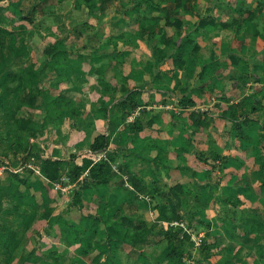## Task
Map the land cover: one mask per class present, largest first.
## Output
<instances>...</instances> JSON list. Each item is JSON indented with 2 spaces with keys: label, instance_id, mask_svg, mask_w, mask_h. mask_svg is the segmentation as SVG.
<instances>
[{
  "label": "rangeland",
  "instance_id": "obj_1",
  "mask_svg": "<svg viewBox=\"0 0 264 264\" xmlns=\"http://www.w3.org/2000/svg\"><path fill=\"white\" fill-rule=\"evenodd\" d=\"M96 1L97 10L88 16L86 14L89 10L81 0H0V64L5 57L6 71H16L17 84L19 83L17 94L6 99L1 98L0 94L1 104L8 103V107L13 109L17 105V124L21 126L24 123L28 130L43 121L50 123H45L42 130L48 139H53L54 130L59 135L64 134L62 128L55 127L59 124L58 113L51 112L43 118L41 98L46 94L38 90L39 79L44 87L54 85L48 101H52L54 95L60 92L66 97H72L76 86L78 90L84 89L86 98L81 100L85 107L91 105L86 108H91V112L99 109L97 102L89 100V95L92 100L98 97V100L102 99L112 107L119 98L123 99V87L130 89L138 86L146 89L137 97L139 106L129 115L125 125L120 127L123 128L121 135L111 136L110 144H120L126 137L133 139L126 126L136 117L144 120L157 115L155 122L158 124L154 123L153 128L146 129L150 130L147 133L154 136L151 139L156 146H167L165 151L171 157L172 166L179 163L193 167L201 183L206 181L207 184L200 192V198L205 203L204 213L196 215L197 220L190 222L184 216L178 221L161 224L164 230L177 227L185 232L186 238L182 239L185 244L190 245L183 261L193 264L200 258L216 263L220 257L217 254L219 247L210 249L214 253L211 256H201L199 249L204 242L212 245L222 237L219 242L221 248L228 242L242 245L251 252L247 255V264H264V258L258 255L256 240L247 236L231 240L224 223L219 221L225 214L221 202L230 195L241 202L240 208L260 207L264 210V189H261L259 168L254 160L259 155L257 131L250 128L251 126L246 128L245 135L250 140L239 141L230 134L229 122L220 117L223 110L230 105L239 104L248 109L252 98L264 100V77L255 81L253 75L258 72L259 76L264 71V4L254 9L258 0H155L166 10L169 22L175 17L192 24H196L203 16L211 15L215 18L213 27L202 30L197 36L199 50L195 52L189 44L180 49L184 51L183 56L174 55L176 63L184 62L183 70L176 68L175 62L173 64L171 61L160 66V79L167 86L163 90L161 82L153 81L157 70L153 65L155 60L151 48L159 38L153 36L155 40L139 39L135 29L131 28L133 25L130 26V17L125 12V7H131V12L139 11L134 5L135 0H107L103 6L99 0ZM231 3L242 7L241 16L223 14L224 7ZM250 13L253 17H249ZM235 18L241 20L242 25L247 28L249 34L246 37H241L242 29L238 32L232 28L220 27V21L229 23ZM167 31L169 33L173 29L167 28ZM131 43L137 46L133 48ZM63 49L70 51L72 55L66 54L67 61L60 57L61 60L49 66L40 77L39 71L47 60L54 58V52ZM231 55L240 59L237 64L231 63ZM77 60L85 62L84 68L82 64L75 62ZM204 65L205 71H202ZM101 67L105 73L99 78L95 71ZM231 74L236 79H230ZM4 75L5 71L1 70L0 77ZM99 80L108 86L106 92L98 87ZM174 87L176 91L173 93ZM179 89H186L185 97L195 103L193 108L183 109L177 104L181 97ZM33 95L36 100L30 102ZM192 111L195 112L194 118L190 117ZM201 112H205L206 116ZM78 118L83 120L80 116ZM195 119L209 124L189 128ZM9 123L4 115L0 119V128L5 129ZM51 125H54L53 130ZM170 126L171 133L168 131ZM182 127L185 129L183 134ZM25 128L22 127L21 132ZM143 133L141 131L140 135L143 136ZM177 137L185 141L191 138L190 141L203 153L206 152L208 142L214 141L223 147L219 152L220 158L207 157L200 161L193 152L175 156L167 144L169 140ZM38 146L37 148L42 149L41 144ZM128 146L132 148L134 143L129 141L125 147ZM108 151H105V155ZM77 153L81 154L82 151H66L65 156L68 158L65 163L70 162V156H77ZM17 154L22 156L17 158ZM151 155H156V152L153 151ZM31 156L36 164L39 163V156L31 147L9 151L4 158L9 172L5 177L6 186H0L1 189H6L0 193L1 202L4 196L6 206V210L0 208V218L7 225L6 234L14 233L26 249L24 256H20V253L17 261L5 260L1 264H144L143 258L135 259L136 257L129 255L128 245L117 246L99 237L98 242L97 237L91 240L90 250L87 251L75 234L90 235L91 229L84 230L91 223L86 217L95 215L97 209L103 205L99 197L94 195L95 188L91 183H87V189L82 187L85 186L84 177L87 174L84 173L74 183H70L66 177L49 183L40 164L37 170L24 166L23 163ZM121 162L122 159L112 162L110 167L116 175L122 176L120 185H123L124 190L120 191L125 193L133 187L129 184L127 175L119 168ZM11 175L18 176L21 181H16ZM175 176L179 177L177 172L172 171L171 177ZM160 177L165 179L161 173ZM96 190L108 198L105 207L111 216L114 215L119 210L120 196H114L104 186L96 187ZM75 191L83 196L81 209L71 206ZM138 197L146 198L143 194H138ZM124 210L130 214L127 204L124 205ZM179 213L182 215L180 210ZM144 215L147 221H155V213L145 212ZM11 226H15L17 231H12ZM70 226L75 230H70ZM205 234H209L208 237ZM143 248L147 253V263L151 261L149 264H155L154 259L159 256L161 244H155L152 240L145 243ZM51 255L61 257L62 261L53 262ZM22 257L29 259L22 262ZM36 259L38 262L33 263Z\"/></svg>",
  "mask_w": 264,
  "mask_h": 264
},
{
  "label": "trees",
  "instance_id": "obj_2",
  "mask_svg": "<svg viewBox=\"0 0 264 264\" xmlns=\"http://www.w3.org/2000/svg\"><path fill=\"white\" fill-rule=\"evenodd\" d=\"M81 1L89 10L86 15L90 16L97 10L96 0ZM106 1L107 0H99L100 5L103 6ZM263 4L262 0H258L257 8ZM134 5L139 8V11L131 12V7H125V12H127L130 17V26L133 25L131 28L135 29L139 39L146 38L155 40L156 38H153V36L159 38L158 42L151 48L155 60V62L153 61V65L157 70L155 80L153 81L161 82L164 90L167 86L160 79V72L158 70L160 66L167 61H171L172 63L175 62L173 58L174 55L183 56L182 54L184 51H180V49L184 46L191 44L195 52L199 50L196 38L200 35L202 30H209V28L211 29L213 27L215 18L211 15L203 16L196 21V24H192L190 21L183 22L178 17H175L169 22V16L165 13L166 10H163L155 0H135ZM230 12L238 16H241L243 13L242 7L230 9ZM249 17H253V14L250 13ZM241 22V20L235 18L229 23L220 21L219 24L222 28H232L238 32L242 29L243 34L241 37L244 38L249 33ZM167 28H172L173 31L168 33ZM130 45L133 48L137 46L134 43ZM66 54L69 56L72 55L70 51L65 49L54 52L52 55L54 58L47 60L44 67L39 71L41 73L40 77H42V74L49 66L58 63L61 60L60 57H63L64 60L67 61ZM230 58L233 64H237L240 60L235 55H231ZM183 64V61L175 62L174 66L179 70H183ZM6 66L7 60L4 57L3 62L0 64V71L3 70L6 73V75L0 77V94L3 99L17 94V87L19 86V83L17 84V72L14 70L11 71V73L6 71ZM64 67H66V65ZM205 67L206 65H204L202 71H205ZM95 73L100 78L105 72L101 67V69H97ZM257 73H252L255 76V78L253 77L255 81L260 77H264V71H262L259 76H257ZM203 74L204 72L200 73L199 76ZM229 78L236 79L234 74H231ZM40 80L41 79H39L38 90L46 94L43 98L40 96L43 118L47 115L49 116L51 112L58 113V122L69 114L79 117L80 113L78 107L72 105L69 98L61 94V92L55 94L52 101H48L51 90L54 89V85L52 84L48 87H44ZM97 85L105 92L108 89V86L103 81L101 82V80L98 81ZM143 91H146V89H140L138 86L131 87L130 89L123 87L121 95L123 99L119 98L112 107L106 104L102 99L97 101L96 106L99 109L98 112L101 118L105 119L106 122L107 134H100L94 137L89 145L90 154H98L108 150L112 142L111 136L113 132L125 125L129 115L139 106L136 100H138L137 97ZM175 91L176 87L172 89L173 93ZM179 91L181 92V97L178 99L177 104L183 109L193 108L195 103L190 98L185 97L186 89H179ZM34 100H36L35 95L31 97L30 102ZM255 100V98H252L248 109L241 107L239 104L230 105L227 109L223 110L220 117H222L224 121L229 122L230 134L235 136L239 141H249L250 138L245 135V129L250 126H257L256 140L260 151L258 150L259 155H257L254 160L255 164L259 166L258 172L260 174L259 181L261 189H264V104L259 100L255 102ZM0 107H8V103L1 104L0 102ZM11 110L12 111L7 115L10 123L5 128V140L10 145L14 144L18 150H20V148L23 150L26 148L28 149L30 148L29 140L37 137L39 131L47 122H40L30 130L26 129L23 123L21 126L25 129L21 132L22 127L17 124V105L15 109L11 108ZM201 113L206 116L205 112ZM194 115L195 112L192 111L190 117L194 118ZM157 119V115L144 120L136 117L127 125L133 139L131 137L122 139L121 143L117 144L119 147L117 153L109 151L105 161L94 162L92 159L84 157L82 158L81 164L77 165L72 163L76 158V155L73 154L69 158L71 165H68V163H65L63 160L50 157L40 162L42 172L49 183L56 182L61 177H66L70 183H74L86 173L87 175L84 177L85 186L82 187L87 189L86 186L88 187L87 183L89 182L95 188L93 191L94 195L99 197L103 205L100 204L101 206L97 209L95 215L86 217L90 219L91 223L87 225L84 230L87 231L91 229L92 232L90 235L83 234V236L79 233L75 234L78 241L86 247L87 251L90 250L89 243L91 240L95 237H99L107 243H114L117 246L128 245L130 247V256L133 255L134 258L136 257L135 259L141 257L144 259V264H149L151 261L147 263V253L142 247L145 243L153 240L155 244H161L159 256L154 259L155 264H187L183 261V258L188 252V246L190 244H185L182 239L184 237L186 238L185 232L182 228L177 227L175 229L169 228L164 230L161 224L164 222L171 223L178 221L184 216L187 217L190 222L197 220L198 218L196 215L204 213L205 203L200 198V192L207 184L206 181L201 183V180L196 176V172L187 165L178 163L172 166L171 160L168 158L169 153L158 148L155 141L151 138H144V140L141 141L142 147L140 151H126L125 149V145L129 141L136 143L138 140L137 137L141 131L146 128H153ZM48 124L50 123H47V125ZM206 124L209 123L195 119L190 127L194 125L198 127ZM207 146L208 148L205 153L200 152L199 149L191 145L189 138L171 151L175 156L193 152L200 161L205 160L207 157L219 159L220 149L215 145V142L209 141ZM153 151L156 152L154 156L151 155ZM2 155H6V152L2 153ZM118 159H122L119 168L121 172L127 175L129 184L133 187L132 190L126 191L125 193L120 191L124 190L123 185H120V183H122V176L116 175L110 167V163ZM172 171L177 172L179 177H171ZM160 173L165 176V179L160 177ZM11 177H14L16 181H21L17 178L18 176L11 175ZM14 185L16 186V184ZM99 186L106 187L114 196H120L118 202L119 210L112 216L107 212L105 207L108 198L101 195L96 190V187L99 188ZM2 191H6V189L0 188V193ZM210 193L212 194L213 192L210 191ZM138 194H143L146 198L139 199ZM82 198L83 196L78 191H75L72 195L71 206L81 209L83 206ZM240 203L241 202L232 195L225 197L221 202L225 214L219 221L224 223L231 240L244 236L251 238V240H256V248L259 250L258 255L264 258V210L260 207L240 208ZM125 204H127L130 214L125 213ZM179 210L182 212V215L179 213ZM145 212L155 213V221H147L144 215ZM72 227L73 226L69 227L70 230H75ZM208 235L209 234H205L207 237ZM99 238L98 240L96 239V242L99 241ZM206 242L200 246V255H214L213 251L210 249L219 247L217 253L220 256L219 259L216 263H211L210 261L198 258L193 264L248 263L247 255L251 252L242 245L237 246L232 242H228L221 248L218 239L212 245L206 244ZM23 247L24 244L21 239L17 238L14 233L6 234L4 249L9 255V257L7 255V261L11 259L14 260L18 257L23 251ZM51 256L53 262L62 261V258H59V256ZM27 259H29V257H22V262ZM35 262H38V259L33 263Z\"/></svg>",
  "mask_w": 264,
  "mask_h": 264
},
{
  "label": "crops",
  "instance_id": "obj_3",
  "mask_svg": "<svg viewBox=\"0 0 264 264\" xmlns=\"http://www.w3.org/2000/svg\"><path fill=\"white\" fill-rule=\"evenodd\" d=\"M256 7H257V5L254 7V9H256ZM233 8L234 9L237 8L235 6V4H232V3L227 4L226 7H224L225 10L223 11V14H227V13L230 14L231 13L230 9H233ZM226 17H224V18H226ZM70 62H73V61H70ZM75 62L82 64L81 66H82V68H84L85 62H83V61L81 62V60L79 62H78V60ZM68 78H70V77H68ZM69 83H70V80H69ZM77 85H78V82H77ZM75 90H76V92L73 93V95L74 94L75 95L74 96L72 95V97L68 96V98L70 101L73 102L74 106L78 107L79 113H80L79 116L83 120L80 121L78 117H76L75 115H70V114L68 116L63 117V119H61L59 124L55 125V127L62 128L64 135H59V133L54 130V132H53L54 138L53 139H48L47 135H45L43 133V130H42L43 128H42L39 131L37 138L35 140L33 139V140L29 141L31 149H34V152H37V154L39 156V160H38L39 163L38 164H40V162L43 161L45 158H49V157L53 158V159H58V160L60 159V160L65 161V159L68 158L65 156V152L68 150L82 151L81 154L77 153V156H76L74 162H72L73 164L75 163L77 165L81 164L82 158H84V157L90 158L94 162H99L102 160L105 161L107 159V153L109 151L117 153V151L119 150V147L117 146V144L116 145L110 144V146L108 148L109 151L106 153V155H105V152L98 153V154H88L89 145L93 141L94 137L97 135H100V134H106L107 133V126L105 125V119H103L99 116L100 114H98V111L91 112V108L86 109V108L91 107V105H88V106L86 105V107H85V105L82 103L81 99H84L85 94H87V93H85L84 89L78 90L77 86H76ZM94 92H96V91H94ZM61 94H63V93L61 92ZM87 97L89 98L90 101H93V102H97V100H98L97 99L98 97L95 98V100L94 99L92 100L91 95H89ZM99 97L101 98V96H99ZM257 100H259V99H257ZM260 100H261V102H264V100H262V99H260ZM85 109H86V111H85ZM11 111L12 110L9 107H0V119L4 115L7 116ZM216 116H217V114H216ZM218 119H220V118H218ZM93 121H94V123H93ZM221 121H223V120H221ZM156 124H158V123H156ZM50 127L53 130L54 125H51ZM171 127L172 126L168 127L169 133H171ZM166 128H167V126H166ZM189 128H191V127H189ZM250 128H255L256 131L258 129L257 126H251ZM146 129H149V128H146ZM146 129L143 130L144 131L143 136H141L139 133V137H137L138 140L136 141V143H134V146L132 148H130L129 146L125 147L126 151H140V149L142 147L141 141H143L144 138H147V137L154 138L153 135H150L149 133L146 132V131H150V130H146ZM121 130H123V128H119L118 130L114 131L112 136H117V135L120 136ZM126 130H128V126H126ZM220 130H221V128H219V132H220ZM183 132H185V129H183V127H182L181 133L183 134ZM5 133H6L5 129L0 128V186H6L5 185L6 184L5 183V177L8 175V172H9L8 168L6 167L5 160H4L5 155H2V153H5V152L8 153L9 151L10 152L11 151H17V148L14 144L7 145V142L5 140ZM176 134H179V132ZM176 134L174 136H177ZM155 136H156V134H155ZM177 138H179V137H177ZM177 138H173V139L169 140L170 142L167 145H169L171 147V150H173V148L175 146H177L178 144L180 145L181 143H183L185 141L184 139L179 138V140H178ZM54 139H55L56 143H55ZM190 140H191V138H190ZM190 142H191V145L193 147H195L194 144L192 143V141H190ZM212 142H214V141H212ZM218 142L221 143V141H218ZM38 144L39 145L41 144L42 149L37 148V147H39ZM215 145L220 149V151L223 148V147H220L216 142H215ZM159 148L165 151L167 149V146H165V147L159 146ZM207 148H208V146H207ZM207 148H206V150H207ZM58 151L60 152V154H58ZM19 156L21 157L22 155L17 154V158H20ZM169 159H171L170 156H169ZM119 160L120 159H118V161ZM172 161H174V160H172ZM70 163H71V161L68 162V165H70ZM1 167H6V168L3 170V169H1ZM190 168H193V167H190ZM258 168H259V166H258ZM175 177H177V176H175ZM0 208L3 210H6L5 197L4 196H3ZM6 226H7L6 223H3L2 218H0V263L7 261V252L4 249V246L6 243V231H5ZM11 230L17 231V229H15V226H11ZM25 249H26V246L24 247L20 256H24ZM16 258L14 260L17 261Z\"/></svg>",
  "mask_w": 264,
  "mask_h": 264
},
{
  "label": "built area",
  "instance_id": "obj_4",
  "mask_svg": "<svg viewBox=\"0 0 264 264\" xmlns=\"http://www.w3.org/2000/svg\"><path fill=\"white\" fill-rule=\"evenodd\" d=\"M24 166H26V168H29L31 170H37V166L38 163L36 164V160L31 156L30 158L27 159V161H25ZM6 167H1V169H5Z\"/></svg>",
  "mask_w": 264,
  "mask_h": 264
},
{
  "label": "clouds",
  "instance_id": "obj_5",
  "mask_svg": "<svg viewBox=\"0 0 264 264\" xmlns=\"http://www.w3.org/2000/svg\"><path fill=\"white\" fill-rule=\"evenodd\" d=\"M101 153H103V152H101Z\"/></svg>",
  "mask_w": 264,
  "mask_h": 264
}]
</instances>
